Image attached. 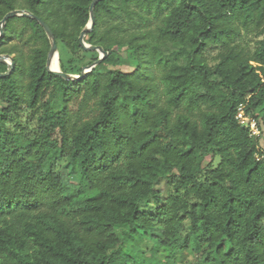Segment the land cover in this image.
<instances>
[{
  "label": "trees",
  "instance_id": "16d2710c",
  "mask_svg": "<svg viewBox=\"0 0 264 264\" xmlns=\"http://www.w3.org/2000/svg\"><path fill=\"white\" fill-rule=\"evenodd\" d=\"M92 1L0 0V23L36 15L59 70L80 76L100 57L79 45ZM93 13L84 42L107 56L82 80L47 71L37 20L4 27L0 264H264V0H104ZM148 14L154 29L126 35L121 20ZM244 31L262 36L254 49Z\"/></svg>",
  "mask_w": 264,
  "mask_h": 264
},
{
  "label": "water",
  "instance_id": "95a60500",
  "mask_svg": "<svg viewBox=\"0 0 264 264\" xmlns=\"http://www.w3.org/2000/svg\"><path fill=\"white\" fill-rule=\"evenodd\" d=\"M101 1H104V0H93L91 2L90 7H89V13L91 15L90 22L84 28V30L80 33V36H79V45H81L84 50L86 49V50L98 51L100 53V57H99L98 61H95L94 63L85 66V68L83 69V71H82L80 76L73 77L71 75H68V74H65V73L61 72L60 70L52 68V59H53L54 56L58 55V51H59L58 50V45H56V42H55V39H54V36H53V32L48 27V25L42 19H40L39 17H37L34 14H31V13H29L27 11H22V10H20V11L16 10V11H12V12L7 13L6 16L3 18V20L0 23V39L3 36L4 27L6 25V22L9 19L20 17V16H26V17L33 18V19L37 20L41 24V26L44 28V30H45V32H46V34L48 36V39L50 41V44L52 46L50 54H49V57H48L47 65H46L47 71L49 73H51V74H55V75H57L59 77H62L64 79H66V80H70V81L82 80V79L85 78V75L88 72H90L95 66L100 64L107 56V53L104 51V49L102 47L88 45V44H86L84 42V36L87 33L91 32V30H92V28L94 26V21H95V15L93 13L94 7L96 6V4H98ZM0 60L5 62L8 65L7 72L0 73V77L8 76L13 70V66H14L13 65V59H12V57L7 56V55L6 56L0 55Z\"/></svg>",
  "mask_w": 264,
  "mask_h": 264
},
{
  "label": "rangeland",
  "instance_id": "374dc122",
  "mask_svg": "<svg viewBox=\"0 0 264 264\" xmlns=\"http://www.w3.org/2000/svg\"><path fill=\"white\" fill-rule=\"evenodd\" d=\"M147 16H148V21L147 22H139V26H137V25L134 26V24H132L131 26H128L125 20L122 22V20L120 21V19H119V21L122 23V25L127 27V29L125 30L126 35H127V33H131L134 30L139 31L140 33H146L148 31L154 29L156 24L159 22V20L157 18H155L153 15L148 14ZM136 21H138V20L136 19ZM121 35H124V32H122ZM261 37L262 36H260V37L256 36V34H254V33L244 31L241 33L240 37L238 38V41L242 46H247L249 49H254L257 45V42H258L257 40L260 39ZM218 53H219L218 47H212L211 49H209V51L206 54V57H207L208 62L210 64H213L215 62V59H216ZM123 64H124L123 69L125 71H130L133 69V67L136 66V64L133 61H128V60H124ZM53 68L57 69V70L60 69L59 51H58V55H57V60L55 61ZM149 70H150L151 74L154 76L158 75V73H159L158 69L155 66H150ZM71 76L77 77V75H71ZM32 125H34V126L31 129V132H35L36 131L35 122H33ZM259 148H260V146H259ZM160 187L162 189H164L163 185H161Z\"/></svg>",
  "mask_w": 264,
  "mask_h": 264
},
{
  "label": "built area",
  "instance_id": "2783aa9c",
  "mask_svg": "<svg viewBox=\"0 0 264 264\" xmlns=\"http://www.w3.org/2000/svg\"><path fill=\"white\" fill-rule=\"evenodd\" d=\"M237 120L240 123V125L244 126L250 132V136H253L255 138H263L262 128L260 125L259 120L250 114H247L244 110V107H240L237 114ZM262 133V134H261ZM264 150H261V154H257V160H263L264 159Z\"/></svg>",
  "mask_w": 264,
  "mask_h": 264
},
{
  "label": "bare ground",
  "instance_id": "6f19581e",
  "mask_svg": "<svg viewBox=\"0 0 264 264\" xmlns=\"http://www.w3.org/2000/svg\"><path fill=\"white\" fill-rule=\"evenodd\" d=\"M56 58H57V56H54L53 59H52V68H53V65H54V63L56 61Z\"/></svg>",
  "mask_w": 264,
  "mask_h": 264
}]
</instances>
